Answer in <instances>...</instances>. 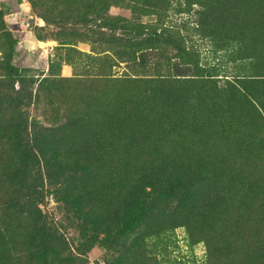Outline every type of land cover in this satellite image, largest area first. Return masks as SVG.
Masks as SVG:
<instances>
[{"label":"rangeland","instance_id":"1","mask_svg":"<svg viewBox=\"0 0 264 264\" xmlns=\"http://www.w3.org/2000/svg\"><path fill=\"white\" fill-rule=\"evenodd\" d=\"M2 143L0 264H264V0H0Z\"/></svg>","mask_w":264,"mask_h":264},{"label":"trees","instance_id":"2","mask_svg":"<svg viewBox=\"0 0 264 264\" xmlns=\"http://www.w3.org/2000/svg\"><path fill=\"white\" fill-rule=\"evenodd\" d=\"M151 14H157V12L156 13H155V11L147 12V13H144L141 15L147 16V15H151ZM127 22L128 23H126L125 28H134V30L142 28L141 24L137 23L138 22L137 20L127 21ZM3 145H5V144L4 143L0 144V147L2 148V150H4V152H6L7 150L9 151V154L6 156V158H3L4 152L3 153L0 152V158L2 159L1 163L5 164L7 162V160H9L10 157H12V155L10 154V151H12L13 148L4 149ZM3 159H5V160H3ZM8 171L9 170H6L5 167H4V169H0V179L5 181V188L2 191L3 192L2 196L3 197L5 196L7 198L6 200L1 201V205H3V208L2 209L0 208V210L6 211V216L11 218V220L13 222H15V221H20V220L25 218L24 216H29V215L26 214V211L23 210L22 205H20V203L15 199V196L11 193L12 191L10 190V188L13 186V183H12V180L10 179L11 177L9 176ZM5 206H6V209H5ZM13 217H15V218H13ZM32 226H33V220L28 221L24 227L19 226V228L17 229V231L14 234L15 240H18L20 243L26 242V237L29 236L30 234H32L33 230H35V228L37 227V225H36L32 231H29L28 228H30ZM19 255H20L19 260L23 264H40V262L34 258L33 254H31V252L27 253L25 251H22V252H20Z\"/></svg>","mask_w":264,"mask_h":264}]
</instances>
